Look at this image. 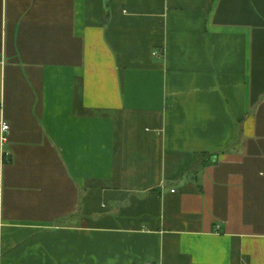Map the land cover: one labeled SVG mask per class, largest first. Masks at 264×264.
Listing matches in <instances>:
<instances>
[{"label":"crops","instance_id":"1","mask_svg":"<svg viewBox=\"0 0 264 264\" xmlns=\"http://www.w3.org/2000/svg\"><path fill=\"white\" fill-rule=\"evenodd\" d=\"M0 264H264V0H0Z\"/></svg>","mask_w":264,"mask_h":264},{"label":"built area","instance_id":"2","mask_svg":"<svg viewBox=\"0 0 264 264\" xmlns=\"http://www.w3.org/2000/svg\"><path fill=\"white\" fill-rule=\"evenodd\" d=\"M156 54H157V53H156ZM2 131H3L4 133H6V132L9 131V125H8L7 123H3ZM3 141H6V138H4Z\"/></svg>","mask_w":264,"mask_h":264}]
</instances>
